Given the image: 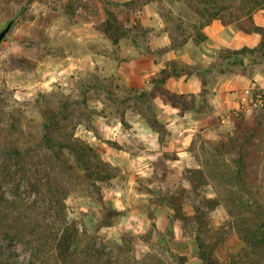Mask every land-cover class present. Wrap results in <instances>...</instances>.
Wrapping results in <instances>:
<instances>
[{
	"label": "rangeland",
	"instance_id": "374dc122",
	"mask_svg": "<svg viewBox=\"0 0 264 264\" xmlns=\"http://www.w3.org/2000/svg\"><path fill=\"white\" fill-rule=\"evenodd\" d=\"M104 1L0 0V30L13 20L0 44V148L41 143L43 114L53 108L59 124L52 135L74 134L96 146L114 173L97 187L82 172L68 182L66 217L84 242L108 246L120 264L129 256L136 264H179L175 254L196 264L201 236L222 264H243L253 247L239 228L264 210V106L243 101L205 120L213 112L211 84L203 79L197 93H174L160 80L189 70L180 57L194 55L191 43L201 39L197 12L217 10L239 26L264 13V0H111L109 10ZM156 36L168 44L152 48ZM167 52L179 58L166 60ZM219 55L233 57L226 49ZM158 60L164 73L153 67ZM220 69L216 82L228 70ZM235 109L250 124L261 122L241 163V150L214 148L233 132ZM212 122L220 129L215 139ZM201 195L219 200L203 225L193 219ZM30 252L25 238L0 237V264H27Z\"/></svg>",
	"mask_w": 264,
	"mask_h": 264
},
{
	"label": "trees",
	"instance_id": "16d2710c",
	"mask_svg": "<svg viewBox=\"0 0 264 264\" xmlns=\"http://www.w3.org/2000/svg\"><path fill=\"white\" fill-rule=\"evenodd\" d=\"M104 3L105 9L109 10L106 3L112 1L105 0ZM199 14L204 18L203 25L215 18L218 11L205 14V10H200ZM248 18L249 26L242 28L247 32H259L262 36L260 44L256 48L232 50L230 54L264 55V26L254 25L252 18ZM168 76L170 73L160 81L163 83ZM171 104L177 107L172 101ZM262 112L264 114V108ZM234 113L233 132L223 134L214 148L220 153L241 150V163L247 154L244 148L255 137L261 122L250 124L241 109H235ZM43 115L41 143L25 148L16 145L0 148V237L8 240L16 236L25 238L31 248L27 264H120L108 246L84 242L76 224L66 217L65 197L70 179L80 178L79 172H82L83 180L97 187L99 181L114 176L108 169L111 164L104 160L100 149L74 134H68L65 139L52 135V128L59 124L58 111L48 108ZM241 175L239 171L235 176L241 178ZM170 198L176 214L188 220L180 212V203L174 201V196ZM100 202H103L102 196ZM218 204L219 200L201 195L195 203L193 219L203 225L204 215ZM239 230L249 247H253L245 249L240 261L264 264V210L251 223H241ZM197 239L199 261L196 264H222L214 254L215 248L201 236ZM175 257L179 264H191L184 255L175 254ZM127 264H136L134 256L128 257Z\"/></svg>",
	"mask_w": 264,
	"mask_h": 264
},
{
	"label": "crops",
	"instance_id": "0c3cea01",
	"mask_svg": "<svg viewBox=\"0 0 264 264\" xmlns=\"http://www.w3.org/2000/svg\"><path fill=\"white\" fill-rule=\"evenodd\" d=\"M196 14L202 18L198 12ZM180 16L185 18L184 13H181ZM251 18L254 25L264 26V13L260 10L253 12ZM248 19L247 22L238 26L237 19L231 18L228 14H217L211 21L201 25V39L191 43L194 47L191 50L192 53L195 52L194 55L180 57L183 62L182 66L189 70L170 74L165 80L168 90L174 93H197L202 90L203 79L209 85L211 84L212 91L209 92L208 99L213 112L210 115L203 113L206 116L205 120L209 116H216L218 112L241 105L251 90L264 86L260 79V75H264L261 68L264 66V55L254 57L251 54L240 53L233 54V57L227 56L224 59L219 55L222 49L232 51L242 47L256 48L259 46L261 34L257 31L247 32L242 28L249 26ZM167 42L163 36H156L151 47L156 48L161 44H168ZM170 51L173 52L175 49L172 48ZM169 52H167L166 60L179 58L175 52L173 55H170ZM152 64L157 69L163 67L161 70L165 67V64L160 60L152 61ZM220 67L228 68V70L225 72L224 78L216 82L214 78L219 70L221 71ZM233 94H236V98L231 97ZM207 128L213 139L217 138L218 130H220L219 125L212 122ZM183 138V146L188 147L192 140V133L186 132Z\"/></svg>",
	"mask_w": 264,
	"mask_h": 264
},
{
	"label": "built area",
	"instance_id": "2783aa9c",
	"mask_svg": "<svg viewBox=\"0 0 264 264\" xmlns=\"http://www.w3.org/2000/svg\"><path fill=\"white\" fill-rule=\"evenodd\" d=\"M244 101L247 102L248 108L264 106V87L251 90L248 94V97Z\"/></svg>",
	"mask_w": 264,
	"mask_h": 264
},
{
	"label": "water",
	"instance_id": "95a60500",
	"mask_svg": "<svg viewBox=\"0 0 264 264\" xmlns=\"http://www.w3.org/2000/svg\"><path fill=\"white\" fill-rule=\"evenodd\" d=\"M13 24V20H10L7 22V24L0 30V44L1 41L3 40V38L6 36L7 32L9 31V29L11 28Z\"/></svg>",
	"mask_w": 264,
	"mask_h": 264
}]
</instances>
